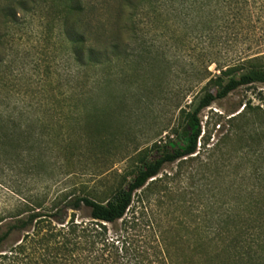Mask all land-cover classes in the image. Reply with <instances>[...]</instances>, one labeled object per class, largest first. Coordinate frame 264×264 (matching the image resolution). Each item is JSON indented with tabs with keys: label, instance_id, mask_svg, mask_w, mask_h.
<instances>
[{
	"label": "rangeland",
	"instance_id": "374dc122",
	"mask_svg": "<svg viewBox=\"0 0 264 264\" xmlns=\"http://www.w3.org/2000/svg\"><path fill=\"white\" fill-rule=\"evenodd\" d=\"M36 1V12L22 15V24L5 38L0 107L6 114L20 111L21 129L28 132L15 149L0 148L3 217L21 209L26 198L41 202L43 213L60 211L66 221L73 213L75 223H89L88 209L64 208L69 198L109 199L144 159L181 144L187 118L206 91L248 67H264V0H255L249 21L243 12L237 29L223 25L204 35L195 30L194 10L191 18L176 17L168 12L171 6L161 8V0H81L91 25L79 31L94 42L97 22L116 26L122 20L126 29H109L97 44L111 38L126 51L111 63L78 70L59 30L58 0L55 9ZM255 53L263 56L261 65H231ZM228 68L232 72H222ZM93 74V92L80 96L77 115L51 106L54 98L68 101L86 93ZM243 104L262 111L248 109L237 131L228 118ZM199 119L196 152L164 164L136 190L123 220L114 224L122 229L133 222L148 249L161 243L163 230L169 231L166 239L192 240L191 228L201 214L229 207L245 162L264 163V137L250 135L257 126L264 132V83L240 86L214 100ZM111 226L106 224L108 231Z\"/></svg>",
	"mask_w": 264,
	"mask_h": 264
},
{
	"label": "trees",
	"instance_id": "16d2710c",
	"mask_svg": "<svg viewBox=\"0 0 264 264\" xmlns=\"http://www.w3.org/2000/svg\"><path fill=\"white\" fill-rule=\"evenodd\" d=\"M54 1L42 0L41 8L55 9L57 6L55 12L62 26L59 30L68 39V56L75 64L74 69L111 63L114 57L126 51L121 50L119 43L111 38L105 39L102 46L97 44L109 29L114 28L117 32L126 29L122 20H117L116 26L105 20L97 22L93 42L88 39L87 34L79 31V27L84 29L91 25L88 17L84 16L85 8L81 0H58L55 6ZM128 1L124 0L123 4ZM37 2L0 0V84L3 83L1 67L6 59L5 38L15 26L22 24V15L36 12ZM254 2L255 0H161V8L171 6L169 13L176 17L180 14L185 18H191V10H194L196 14L191 19L197 18L195 30L204 35L223 25L237 29L241 26L245 10L247 20H250ZM247 27L249 29L250 26ZM262 58V55L255 53L240 58L239 64L231 65H261L258 61ZM222 72L230 73L232 70L228 68ZM94 78V74L88 78L92 80V86L86 93L79 92L78 97L69 98L71 101L54 98L51 106L59 110L66 107V110L77 115L76 104L81 100L80 96L93 92ZM257 82L264 83V67L252 66L229 76L216 90L206 91L187 118L180 133L181 144L164 146L161 151L144 159L135 174L106 201L99 202L88 196L69 198L64 208L73 211L88 209L90 221L87 224L75 223L73 213L68 221L60 211L43 213L40 210L41 202L24 198L21 209L7 217L0 216V264H264V163L256 162L255 158L248 159L241 167L240 183L232 193L229 207L223 213L213 211L201 214L196 225L191 228L190 241L166 239L164 233L169 231L163 230L161 243L148 249L142 244L141 235L134 231L133 222L122 229L114 227L119 220H123L136 190L155 177L164 164L187 158L196 152L202 130L200 111L238 87ZM70 90L72 86L69 92ZM71 94H75L74 91ZM2 107L0 148L4 151L5 148L15 149L22 144L21 138L28 131L21 129L24 123L20 120V111L19 114H6ZM247 107L243 104L236 114L228 118L237 131L240 126L236 123L245 119L248 109L256 113L262 111L259 106ZM13 109L17 110V107ZM250 135L254 140H259L264 137V132L257 126L251 129ZM26 142L30 144L32 141L29 139ZM248 152L250 153V149L246 152L250 155ZM106 224L112 225L109 231ZM13 235L16 236L14 240Z\"/></svg>",
	"mask_w": 264,
	"mask_h": 264
}]
</instances>
